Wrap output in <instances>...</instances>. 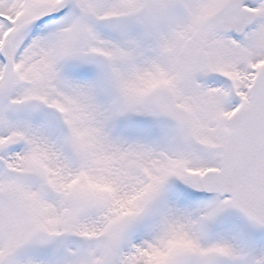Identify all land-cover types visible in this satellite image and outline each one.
<instances>
[{
	"label": "snow or ice",
	"instance_id": "1",
	"mask_svg": "<svg viewBox=\"0 0 264 264\" xmlns=\"http://www.w3.org/2000/svg\"><path fill=\"white\" fill-rule=\"evenodd\" d=\"M0 264H264V0H0Z\"/></svg>",
	"mask_w": 264,
	"mask_h": 264
}]
</instances>
